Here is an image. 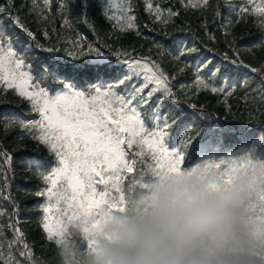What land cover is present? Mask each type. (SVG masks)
<instances>
[{"label": "snow or ice", "instance_id": "6c2138e0", "mask_svg": "<svg viewBox=\"0 0 264 264\" xmlns=\"http://www.w3.org/2000/svg\"><path fill=\"white\" fill-rule=\"evenodd\" d=\"M143 3L152 22L164 29L163 40L145 39H151L158 54L173 62L170 71L150 57L127 56L98 35L89 41L77 25L96 35L93 0H56L55 8L52 0H21L20 9L33 17L35 27L22 18L16 0L0 2V106L23 105L20 111L0 108V264H48L35 256V245L21 225V203L12 189L15 151H25L21 171L39 181L32 207L41 213L42 232L46 241L57 245L61 264H74L70 255L74 233L83 238L105 211L126 207L121 185L127 179L125 173H134L138 163L147 173L135 175L130 189L166 168L191 169L199 163L197 157L225 137L242 151L259 146L264 157V128L257 138L251 127L221 123L203 105L189 102L188 95L201 90L219 94L227 106V98L239 87L244 89L245 107L256 103L253 91L264 101V60L253 67L241 57L235 38L228 39L231 28L241 20L247 23L250 16L262 37L260 43L244 50L253 53L264 47V0H243L238 6L232 0H181L185 11L202 9L199 27L215 43L219 41L208 16L214 23L224 17L219 27L227 50L215 51L211 57L205 51L214 50L193 39L187 23H177L181 13L171 4L164 8L157 0ZM99 6L101 18L113 30L142 35L133 0H100ZM68 32H74L77 39H70ZM243 69L248 72L241 75ZM252 74L259 77V83L249 89ZM178 77H189L190 82ZM256 111L264 115L259 105ZM252 118L250 114L249 123ZM13 131L12 142L29 141L35 155L5 146ZM189 148L191 155L185 163ZM145 156L152 162H146ZM72 227L75 231H70Z\"/></svg>", "mask_w": 264, "mask_h": 264}, {"label": "clouds", "instance_id": "9594fccd", "mask_svg": "<svg viewBox=\"0 0 264 264\" xmlns=\"http://www.w3.org/2000/svg\"><path fill=\"white\" fill-rule=\"evenodd\" d=\"M82 239L78 264H264V165L163 169Z\"/></svg>", "mask_w": 264, "mask_h": 264}, {"label": "trees", "instance_id": "16d2710c", "mask_svg": "<svg viewBox=\"0 0 264 264\" xmlns=\"http://www.w3.org/2000/svg\"><path fill=\"white\" fill-rule=\"evenodd\" d=\"M0 2H3V0H0ZM117 2L123 3L124 0H117ZM157 2L164 8H167L169 4H171L174 10L181 13L177 23L181 24L182 26L184 23H187L191 28L192 38H198L204 44H207L209 48L214 50L213 52L205 51V55L211 57L214 55L215 51L222 53L223 51L227 50V45L225 44L224 37L221 35V30L219 27L224 18L223 16L219 20H216L215 23L213 22V17L211 15L208 16L209 27L219 41L218 43H215L205 37L203 34V29L199 27L203 20V17L200 15V11H202V9L198 11L196 9L189 8L187 11H185L181 5V0H157ZM215 2L216 0H211V3ZM232 2L238 6L243 2V0H232ZM20 3L21 0H16V6L20 12V15L27 23H29L30 26L35 27L31 23L33 17L24 15V11L20 9ZM99 3L100 0H93V8L91 11V15L96 21V35L89 32V30L83 25H77V28L80 30V32L87 36L89 41L96 39L98 35L101 40H104L107 43L119 48L127 56L136 57L138 59L141 57H150L151 59L160 63L161 67L165 70H171L173 62L169 61L166 55L161 56L158 54L159 50L152 47L151 39H145V37H151L153 39L163 40L164 37L161 33L164 31V29L159 23L152 22L149 14L144 10L143 0H133V4L135 6L134 12L137 15L140 25L139 31L142 33V35H137L134 31L120 32L118 28L113 30V28L110 26V22H107L101 18ZM52 6L53 8L56 7V0H52ZM221 10L224 12L223 8ZM233 19H235V17H233ZM251 21L252 17L249 16L247 17V23L245 20H241L240 23L232 27V35L228 39L232 40L235 38V46L240 48L241 57L253 67H257L259 62L264 60V47L254 49L253 53H248L244 50V48L251 46L253 43L258 44L261 42V30L258 29ZM59 25V17H56L55 26L59 28ZM172 27V25H169L168 30H171ZM109 33L111 38H109ZM183 34L184 33H181V35ZM66 35H68L70 39H77L74 32H68ZM149 48H151V51H148ZM229 54L231 55V53ZM247 72L248 70L243 69L241 70V75ZM178 79H182L185 82H190L189 77H178ZM258 83L259 77L255 74H252L249 89L254 88ZM192 91H195V89H192ZM243 92L244 89L238 87L236 94L233 97L227 98V106L221 99H219V94H211L201 90L195 96H192L191 92H189L188 95L191 97L189 102L196 103L198 106L203 105L207 111L215 113L217 117L221 118V123L243 124L245 126L251 127L254 129V135L259 138V131L261 128H264V115H260V113L256 111V107L259 105L261 109H264V101H262L258 94L253 91L252 95L253 97H256V103H249L245 107V102L241 98ZM8 98L15 101L14 97L9 96ZM181 98L183 99V96ZM0 108H15L17 111H20L23 108V105L19 102H15L10 105L0 106ZM250 114L253 117L251 123H249ZM225 116H227L226 121L223 119ZM256 117H259V119L257 120ZM208 123H215V121H209ZM15 135L16 133L13 131L11 136L8 137V142L5 146L9 150L16 148L26 149L30 154L35 155V153H31V144L29 141H20L18 143L12 142V136ZM193 144H195V141H193ZM169 150L171 151V143ZM129 151H135V148ZM13 154L17 157V160L15 162L16 176L12 183V189L13 195L21 203L20 219L23 231L27 233L29 242L35 245V256L48 261V264H61L57 245L54 243V241H46V236L42 232V225L38 220V217L41 215V213L34 211L32 207L37 199L33 193L35 191V186L39 183V181L36 180L31 174L21 171L22 158L25 155V151H15ZM189 155H191V148H189V151L185 156V163H187ZM219 156L224 157L219 158ZM241 157H243V159H241ZM208 158L212 159L203 160ZM137 159L139 160V158ZM196 159L199 163L190 169L192 171L217 170L231 172L237 168H245L248 166H255L257 164L264 165V157L259 154V146H257V149L253 151H242V148L236 147L235 141L230 140L228 137H225L219 143H214L212 148H209L208 151L203 154V156L197 157ZM144 160L146 162H152L148 156H145ZM135 167L136 171L134 173H125L127 179L124 180L123 184L121 185L125 189L127 200L138 196L147 186V182L152 179H148L135 189H130L131 181L135 175L147 173V169L143 165L138 163ZM176 170L180 169L176 168ZM148 174L150 175V173ZM99 187L103 186L101 185ZM109 191L111 192L112 189H109ZM70 231H75V228H70ZM71 239L74 241V245L73 248L70 249V255L74 261V264H78L80 259L79 253L83 250V247L86 246L87 242L83 241V239L76 234H74ZM41 244L44 246L40 247Z\"/></svg>", "mask_w": 264, "mask_h": 264}]
</instances>
